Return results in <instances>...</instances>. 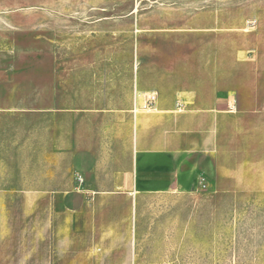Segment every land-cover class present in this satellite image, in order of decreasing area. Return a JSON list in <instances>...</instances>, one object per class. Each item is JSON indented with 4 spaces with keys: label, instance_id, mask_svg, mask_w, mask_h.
Masks as SVG:
<instances>
[{
    "label": "rangeland",
    "instance_id": "374dc122",
    "mask_svg": "<svg viewBox=\"0 0 264 264\" xmlns=\"http://www.w3.org/2000/svg\"><path fill=\"white\" fill-rule=\"evenodd\" d=\"M168 30L178 35L174 47L184 46L185 55L204 47L205 63L219 64L222 82L236 84L232 102L246 146L239 143L237 157L222 160L231 172L214 186L139 204L126 199L125 223L110 239L118 244L80 246L88 258L77 264H264V149L252 147L264 143V118L244 117L264 91V0H0V72L27 86L33 109L39 89L67 79L80 63L137 68L163 57L152 48L167 47L170 38L153 33ZM186 30L190 35L181 37ZM11 201L12 214H5L0 199V264H37V256L45 259L39 264H70L66 231L55 235L52 215L46 213L40 238L42 215Z\"/></svg>",
    "mask_w": 264,
    "mask_h": 264
},
{
    "label": "crops",
    "instance_id": "0c3cea01",
    "mask_svg": "<svg viewBox=\"0 0 264 264\" xmlns=\"http://www.w3.org/2000/svg\"><path fill=\"white\" fill-rule=\"evenodd\" d=\"M174 31L154 32L170 38L167 47L152 48L163 57L149 63L139 57L137 68L80 63L84 67L67 79L53 78L51 86L39 89L33 109L27 86H14L12 76L0 72L2 212L12 214L11 199H20L22 212L42 215L40 238L45 215L51 214L55 235L66 231L70 264L87 260L77 252L80 246L118 244L110 239L125 223L126 199L139 204L214 186L231 172L222 160L235 159L239 143L246 146L238 137L243 117L232 102L236 84L222 82L219 64L205 63L204 47L191 55L182 45L174 47ZM178 52L184 54L179 61ZM152 95L154 104L148 102ZM254 98L244 117L259 112L264 118V91ZM263 144L252 147L263 150ZM36 258L37 264L45 261Z\"/></svg>",
    "mask_w": 264,
    "mask_h": 264
},
{
    "label": "built area",
    "instance_id": "2783aa9c",
    "mask_svg": "<svg viewBox=\"0 0 264 264\" xmlns=\"http://www.w3.org/2000/svg\"><path fill=\"white\" fill-rule=\"evenodd\" d=\"M155 100H156V96H155V95H152V96H150V97L148 98V102H149L150 104H154V103H155Z\"/></svg>",
    "mask_w": 264,
    "mask_h": 264
}]
</instances>
